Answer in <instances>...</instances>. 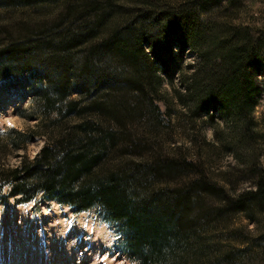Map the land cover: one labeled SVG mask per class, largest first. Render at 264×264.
<instances>
[{
    "label": "trees",
    "instance_id": "obj_1",
    "mask_svg": "<svg viewBox=\"0 0 264 264\" xmlns=\"http://www.w3.org/2000/svg\"><path fill=\"white\" fill-rule=\"evenodd\" d=\"M261 1L0 0V85L22 96L27 83L38 111L35 125L0 134V155L43 138L33 157L0 164V191L16 203L97 207L120 223L124 251L141 264H241L240 248L223 241L227 212L252 217L264 205V162L252 148L264 131L254 117L264 11L252 6ZM174 44L196 54L178 71L177 110L160 75L172 77L163 53L177 55ZM213 112L225 126L213 130L216 148L234 156L222 181L211 171L215 146L194 135ZM170 113L196 149L161 147Z\"/></svg>",
    "mask_w": 264,
    "mask_h": 264
},
{
    "label": "rangeland",
    "instance_id": "obj_2",
    "mask_svg": "<svg viewBox=\"0 0 264 264\" xmlns=\"http://www.w3.org/2000/svg\"><path fill=\"white\" fill-rule=\"evenodd\" d=\"M252 9L264 11V0L252 6ZM155 31V30H154ZM155 33V32H152ZM177 55L170 56L163 53L166 67L172 77L162 76L161 89L166 94V100L174 109H180L181 104L172 96L173 89H182L178 74L179 70L188 69L196 62V54L189 47L179 49L176 44L172 46ZM165 56V57H164ZM256 84L261 90L255 106L254 117L258 127L262 130L264 121V83L258 75ZM24 95L17 91L5 89L0 85V134L8 128L24 130L37 122L35 104L32 93L24 84ZM33 88V87H31ZM157 101L160 111L165 113L166 101ZM170 113L165 117V125L161 137V147H181L182 150L196 149L184 134L190 131L182 116ZM196 136H204L209 147L215 146L210 156L213 176L222 181L220 173L231 168L234 156L220 146L221 142L215 138L214 129H225L224 121L213 112V119L201 116ZM191 132V131H190ZM263 136L257 138L252 148L260 153L261 162H264V131ZM6 140L0 139V145ZM43 143L42 137H33L25 149H15L7 145L5 152L1 151L0 164L4 166L17 165L23 155L33 157ZM202 149V150H201ZM202 154L206 152L203 148ZM4 152V153H3ZM238 188L248 187L246 179H239ZM8 187L0 191V264H141L128 256L123 249V235L120 223L104 221L97 207L89 210L75 212L68 205H61L56 201L40 200L27 203H16L15 197L8 194ZM227 230H231V238L226 237L225 242L231 243V248H240L234 251L241 264H264L260 258L257 241L264 240V205L260 210L248 217L242 210L227 212ZM263 234V235H262ZM260 240H256L259 239ZM264 242H262L261 245ZM232 253V252H231Z\"/></svg>",
    "mask_w": 264,
    "mask_h": 264
}]
</instances>
